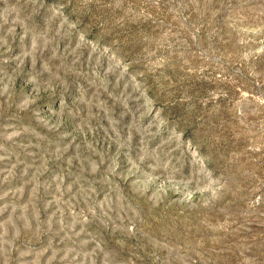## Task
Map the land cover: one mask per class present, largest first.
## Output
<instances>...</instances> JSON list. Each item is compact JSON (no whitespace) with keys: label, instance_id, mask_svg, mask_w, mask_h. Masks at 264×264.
<instances>
[{"label":"rangeland","instance_id":"374dc122","mask_svg":"<svg viewBox=\"0 0 264 264\" xmlns=\"http://www.w3.org/2000/svg\"><path fill=\"white\" fill-rule=\"evenodd\" d=\"M0 264H264V0H0Z\"/></svg>","mask_w":264,"mask_h":264}]
</instances>
